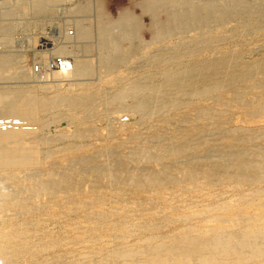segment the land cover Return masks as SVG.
Wrapping results in <instances>:
<instances>
[{
  "label": "bare ground",
  "instance_id": "bare-ground-1",
  "mask_svg": "<svg viewBox=\"0 0 264 264\" xmlns=\"http://www.w3.org/2000/svg\"><path fill=\"white\" fill-rule=\"evenodd\" d=\"M105 5L0 0V264H264V0Z\"/></svg>",
  "mask_w": 264,
  "mask_h": 264
},
{
  "label": "rangeland",
  "instance_id": "rangeland-1",
  "mask_svg": "<svg viewBox=\"0 0 264 264\" xmlns=\"http://www.w3.org/2000/svg\"><path fill=\"white\" fill-rule=\"evenodd\" d=\"M106 1V8L109 9L110 13L112 15H114L116 13V10H117V6H124L127 4V0H105ZM135 10V13L138 14V9H133V11ZM143 21L144 22H147V18L144 17L143 18ZM69 28H71L70 26H68ZM67 27V28H68Z\"/></svg>",
  "mask_w": 264,
  "mask_h": 264
},
{
  "label": "built area",
  "instance_id": "built-area-1",
  "mask_svg": "<svg viewBox=\"0 0 264 264\" xmlns=\"http://www.w3.org/2000/svg\"><path fill=\"white\" fill-rule=\"evenodd\" d=\"M48 41L47 40H41V48H46ZM60 64V61L58 59L55 60L53 68L57 67ZM52 65V64H51Z\"/></svg>",
  "mask_w": 264,
  "mask_h": 264
}]
</instances>
